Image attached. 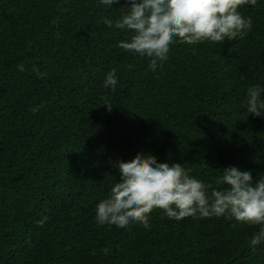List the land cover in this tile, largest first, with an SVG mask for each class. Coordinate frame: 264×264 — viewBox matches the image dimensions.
I'll use <instances>...</instances> for the list:
<instances>
[{
    "label": "trees",
    "instance_id": "16d2710c",
    "mask_svg": "<svg viewBox=\"0 0 264 264\" xmlns=\"http://www.w3.org/2000/svg\"><path fill=\"white\" fill-rule=\"evenodd\" d=\"M123 2L0 0V264H264V242L249 245L260 226L227 216L96 222L118 179L110 161L138 152L212 188L228 166L264 176V115L244 106L248 87L264 88V0L238 9L252 20L243 38L174 39L154 71L101 19Z\"/></svg>",
    "mask_w": 264,
    "mask_h": 264
},
{
    "label": "clouds",
    "instance_id": "9594fccd",
    "mask_svg": "<svg viewBox=\"0 0 264 264\" xmlns=\"http://www.w3.org/2000/svg\"><path fill=\"white\" fill-rule=\"evenodd\" d=\"M100 3L111 6L120 0H100ZM247 4L255 6L257 0H124L117 19H101L109 28L128 32V38L119 41L118 46L133 55L149 58L148 66L154 71L168 59L174 39L193 45L243 38L252 28V20L243 17L238 9ZM18 68L25 70L22 65ZM33 71L42 75L35 66ZM103 85L115 90V69L107 73ZM262 93L264 88L259 84L248 87L244 101L246 118L249 113L256 117L264 115ZM103 105L109 111L113 108L110 103ZM38 110L39 106L31 109ZM110 163L118 179L108 196L96 206L95 219L99 225L127 228L140 223L147 228L150 213L161 209L176 220L199 214L227 216L237 223L258 225L259 231L250 237L249 245L254 249L264 242V176L254 180L249 170L228 166L216 180L223 187L212 188L191 176V169L180 162L158 161L150 153L138 152L130 161ZM47 219L42 217L36 223L43 226ZM108 251L104 249L105 254Z\"/></svg>",
    "mask_w": 264,
    "mask_h": 264
}]
</instances>
